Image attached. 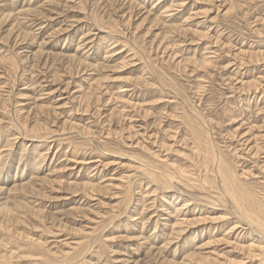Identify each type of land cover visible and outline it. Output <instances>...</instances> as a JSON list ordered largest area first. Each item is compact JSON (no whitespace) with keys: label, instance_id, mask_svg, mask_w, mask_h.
Returning <instances> with one entry per match:
<instances>
[{"label":"rangeland","instance_id":"374dc122","mask_svg":"<svg viewBox=\"0 0 264 264\" xmlns=\"http://www.w3.org/2000/svg\"><path fill=\"white\" fill-rule=\"evenodd\" d=\"M199 142L264 211V0H0V264H264Z\"/></svg>","mask_w":264,"mask_h":264},{"label":"bare ground","instance_id":"6f19581e","mask_svg":"<svg viewBox=\"0 0 264 264\" xmlns=\"http://www.w3.org/2000/svg\"><path fill=\"white\" fill-rule=\"evenodd\" d=\"M155 18V17H154ZM200 141V140H199ZM211 142V141H210ZM198 150H201V152L205 153L204 154V161L202 163V166L205 167V173L209 174L208 171H211V165L217 160L218 158V170L216 169V171H219V175L221 178V188L217 185V182H215V176L211 175V176H204V178L200 181L199 184V188L206 190L208 188V186H210V189L215 188V191L218 193L220 192L221 194H228L229 197H231V199H233V203L234 205H236V210L243 215L246 220L250 221V222H254L257 226H260V229L262 231V233L264 234V211L260 209V207H257V205L259 204L261 206V203H259V201L252 196V192H250L248 189L246 190V187L244 184L238 182V177L237 175L234 173H232L233 171L231 170L232 167L229 166V162L227 161L226 157H224L222 154L220 156H218L217 154H214L213 152H211V150L206 147L204 148L203 146L198 145ZM216 164V163H215ZM213 172V170H212ZM185 171L181 170L179 172L180 176H182V178H186L187 180H189L188 176H185ZM155 173L153 172V175ZM218 174V173H217ZM174 176L171 175L168 177L167 181L170 182V180L173 178ZM158 178L157 175H154V180ZM190 181V180H189ZM198 184L196 185H192L193 187H197ZM214 190V189H213ZM222 191V192H221ZM211 193V192H209ZM252 193V194H251ZM215 195V194H213ZM218 196V194H217ZM216 196V197H217ZM212 197V196H211ZM219 198V196L217 197ZM222 198V197H220ZM219 198V200H220ZM224 198V197H223ZM226 198V197H225ZM252 198H255V203H257V205H252L253 201ZM258 198V197H257ZM179 199V198H178ZM209 199V198H208ZM213 201V200H212ZM251 203H250V202ZM224 202V201H222ZM250 203V204H249ZM258 205V206H259ZM262 207V206H261ZM181 208V207H180ZM6 215V214H4ZM6 217V216H5ZM12 219H10L11 221ZM16 220V219H15ZM8 221V219H7ZM14 221V220H12ZM11 221V222H12ZM183 223L185 222V224H189V220H183ZM184 224V225H185ZM168 225V224H167ZM175 225V224H174ZM239 227V226H236ZM258 229V228H257ZM256 231V230H255ZM257 233H261L258 232ZM3 242V241H2ZM243 246V245H242ZM249 251H251V249L249 248ZM118 252V251H117ZM11 255V254H10ZM3 264H6L5 262H2Z\"/></svg>","mask_w":264,"mask_h":264}]
</instances>
